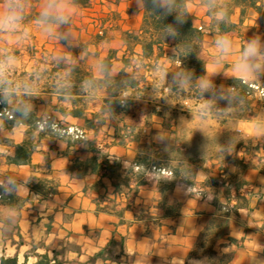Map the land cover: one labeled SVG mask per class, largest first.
Wrapping results in <instances>:
<instances>
[{"label": "crops", "instance_id": "1", "mask_svg": "<svg viewBox=\"0 0 264 264\" xmlns=\"http://www.w3.org/2000/svg\"><path fill=\"white\" fill-rule=\"evenodd\" d=\"M42 3L43 0H28L24 21V26L29 29L27 35L20 32L0 33V58L6 54L15 57L14 73L18 81L12 87L15 90L16 85H21L18 93L10 97L8 106L15 109L25 104L41 120L52 116L65 124L82 126V119L66 117L58 108H82L84 115L92 117L93 113L104 112L103 92L82 85L76 89L74 95L62 94V87L57 86V80L61 85H68L63 81L68 76V68L84 58L87 68L96 78H100L103 76L100 63L109 55L117 58L111 74L120 73L124 66L119 60L124 57L129 43L128 39L125 40V32H138L145 17L142 1L90 0L88 7L75 6L73 3L75 14L68 25L57 29L58 36H49L37 23L36 15L39 14ZM187 5L195 18L196 26L204 28L201 56L207 62V73L203 79L214 81L215 86L227 92L232 99L235 98L240 105L244 103L240 116L230 115L225 119L237 122L235 134L242 140L238 155L240 159L244 158L245 169L229 165L224 168V172L247 185L241 193L250 200L252 211L241 210V224L231 223L229 236L236 242L225 241L226 247L219 244L216 250L219 256L224 253L233 256L229 264H264V102L260 100L257 92H253L251 96L246 93L245 97L242 94V84L248 87L251 84L264 85V75H252L237 70L235 61L246 43L244 38L238 37L237 33L220 35L211 30L210 19L200 0H187ZM130 10H136L139 18L130 17L126 13ZM88 11L117 13L116 26L122 33L114 40L108 39L97 49L89 45V31L81 26L82 17ZM256 16L264 23L262 16ZM232 21L239 24V10L235 12ZM260 34L259 39L264 42V27ZM225 35L231 39L232 49L216 63L219 52L215 42ZM113 41L114 52L104 53L103 49H108ZM87 46L89 55L83 53ZM137 51L140 53V48ZM65 55L72 57L70 65L62 60L58 61V57ZM22 61L30 62L31 65L25 67L24 63L21 64ZM57 64H62L67 69L63 67L60 71H55ZM21 75L28 80L32 78V81L19 82ZM241 76L243 80L237 78ZM26 82L32 85L34 95L23 94L22 86ZM242 96L243 103L238 101ZM253 98L261 103L257 104ZM232 99L230 102L234 101ZM230 102L225 109L227 113H231L238 106ZM150 111L148 102H137L128 116L129 123L144 126L148 121L151 124L148 134H151L155 143L165 146L180 145L179 141H173L176 136L174 128L165 127V120L152 116ZM114 133L115 129L107 124L102 128L98 139L107 143L104 151L107 152L110 162H121L123 170H127L134 164L137 145L129 142L126 146H119L115 142ZM158 136L163 140H158ZM88 137L92 140L93 135L90 133ZM28 143L35 147L31 159L39 174L46 172L45 161L49 159L53 178L59 183L58 194L50 200H42L30 189V166L10 162L14 158L16 146ZM93 156L94 153L88 148H72L64 141L41 138L40 133L29 125L8 130L0 120V184L10 188L18 199H30L19 212H11L5 208L0 213L3 218L13 215L9 222L15 229L13 231L10 228L7 232L0 229V261L2 257L9 255L12 259H20L24 251L33 250L31 254H36L42 250V253H46L50 249V254L54 250L63 251L65 255L82 263L96 258L95 264H192L189 258L195 250L197 240L217 213V206L213 203L216 194L209 193L203 198L199 195L203 191L201 188L196 190L194 186L191 188L179 182L170 187L161 177L153 175L139 194L129 201L117 192V187L122 183L119 175L101 179L95 174L81 176L78 171H71L76 160L85 162ZM220 177L224 178L225 175ZM9 178L19 187L14 188ZM205 178L206 176L202 177L200 183ZM100 180L104 187L96 190L95 185ZM103 196L106 201L99 206L98 202ZM128 203H131V208L125 211V222L121 223L116 211L125 208ZM19 241H22V245H18ZM26 258L38 257H28L26 254Z\"/></svg>", "mask_w": 264, "mask_h": 264}, {"label": "trees", "instance_id": "2", "mask_svg": "<svg viewBox=\"0 0 264 264\" xmlns=\"http://www.w3.org/2000/svg\"><path fill=\"white\" fill-rule=\"evenodd\" d=\"M141 1L145 17L138 32H125V35L127 34L125 40L128 39L129 43L124 57L119 60L124 66L123 70L117 75L111 74L112 66L117 58L109 55L100 63V69L101 65L105 69L101 70L103 76L96 78L87 68L86 58H84L78 64L68 68V76L63 80L68 85L60 90L62 94L71 93L74 95L76 89L82 85H91L93 89L103 92L104 112L93 113L92 117L84 115L82 108H58V111L66 117L82 119L83 125L77 127L85 134L84 138L75 140L70 136L54 134L50 130L41 131L38 127L41 119L35 117L33 111H30L27 116H22L16 111V108H10L8 104L0 105V114L7 110L13 118L9 119L2 114L0 120L8 130L20 125H29L40 133L41 138L64 141L72 148L79 146L81 149L92 150L94 156L85 162L76 160L71 171H78L81 176L95 174L101 179L119 175L122 177V183L117 187V192L129 201H132L148 184L150 176L161 177L170 187L177 182L193 187L199 174H205L206 178L202 182L203 188L216 194L213 203L217 206V213L200 234L195 250L189 259L192 264H229L233 256L228 253L219 256L216 246L220 244L221 247H226L225 241L235 243L236 240L229 236L231 223L241 224V210L252 211L250 200L241 193L244 186L247 185L240 179L229 175L233 185L230 187L227 185L228 176L222 178V181L210 176L211 169L206 165L201 153L197 148L187 145L185 140L181 141L184 148L160 145L153 141L151 134H148L151 128L148 121L144 126L132 125L128 121V116L135 104L145 101L152 108L151 115L163 118L165 127H170V123H166L165 109L153 106L152 97L158 91L162 94L166 93L169 98L175 95L179 99H183L185 103L207 97L206 93L202 94L198 87L199 80L203 79L207 73V62L201 56L204 29L196 26L195 18L188 9L187 0H174L170 14H165L154 8L151 0ZM200 1L210 19V29L220 35L238 32L250 11L264 19V0ZM73 3L75 6L88 7L90 0H74ZM237 10L240 11L238 25L232 21ZM220 11L226 12V19L218 22L216 13ZM177 15L182 18L183 22L176 21ZM115 17L117 18V14L113 13L100 20L98 31L92 34V42L89 45L97 49L98 46L108 41L109 32L114 31V27L119 28L116 26ZM169 28L175 31V37L168 34ZM137 48H140V53ZM83 53L90 54L88 46L83 50ZM135 57H137L138 63L133 64ZM63 67L67 69L66 66L57 64L55 71H60ZM128 70L132 72H127ZM139 70H143L144 73ZM149 76H151L150 79ZM242 87L244 89L242 94L245 95L249 88L245 84H242ZM246 88L247 90H245ZM13 95L11 96L13 97ZM175 103H178V99L175 100ZM180 109L174 107L171 111L184 113V108ZM107 124L115 129L114 139L119 146H126L129 142L137 145L134 164L127 170H123L121 162L111 163L107 152L99 148L98 134ZM90 133L93 135L92 140L88 137ZM241 146L242 140L235 145L237 149ZM222 149L225 151L224 148ZM237 149L230 155L225 156L223 153L224 160H219L222 162L220 165V168L223 169L222 172L225 168L224 163L236 166L241 170L245 169L244 161L237 160ZM34 152L35 147L32 144L18 145L15 148L14 158L10 162L15 165L31 167L32 176L28 185L35 195L47 201L58 194L59 183L53 178L49 159L45 161L46 172L39 174L37 166L32 164L31 158ZM259 162L262 165V159ZM103 187L104 184L101 180L95 185L96 190H101ZM105 201L106 198L103 196L98 205L102 206ZM29 202V198L18 199L10 188H7V192L4 188H0V213L5 208L11 212H19ZM130 208L131 203H128L125 208L116 211L121 223L125 222V211ZM5 228L15 230L7 218L0 216V229L4 230ZM123 242L124 240H122ZM18 245H22V241H19ZM121 247L123 248L122 245ZM49 252L50 249H47L44 254L36 253L35 256L38 257L36 264H67L58 258L60 254L57 251H53L54 258H51ZM95 262L96 258H92L81 264H95ZM0 264L20 263L18 258L2 257Z\"/></svg>", "mask_w": 264, "mask_h": 264}, {"label": "rangeland", "instance_id": "3", "mask_svg": "<svg viewBox=\"0 0 264 264\" xmlns=\"http://www.w3.org/2000/svg\"><path fill=\"white\" fill-rule=\"evenodd\" d=\"M91 13L95 16L89 15ZM126 13L130 15V17H133L134 19L139 18V14L136 10H130L129 12H126ZM111 14H113V12L105 13L101 11L100 13H93V12L88 11V13L82 17L81 26H85V30L89 31L88 35L89 37H91V40H92V34H95L98 31V27L100 26L99 25L100 20L102 18H105L106 16H110ZM129 19L131 18H128V20ZM263 27H264V23H261V20L259 19V17H257L253 12L250 11L248 12L247 17L245 18L244 24L240 27V30L236 33L238 37H243L245 42H247L249 38L253 36L259 38L261 35L260 30ZM201 28L204 29L203 27ZM132 32H136V31L134 30ZM121 33L122 32L119 30V28L118 30L117 28H114V31L109 32L108 38L110 40H114V38L119 36ZM28 48L29 50H32L31 47H28ZM114 49H115V42L113 41V43H111L108 49H103V52L104 53L114 52ZM137 61L138 60L135 57L133 59V64L138 63ZM23 63L25 67H29L31 65L30 62L26 63V61H22L21 64ZM14 66L9 70V76H8V78L12 80L13 83L18 81L17 76L15 75L16 73H14L15 71ZM139 71L144 73L143 70H139ZM174 75H176V73H174ZM150 78L151 76H149V79ZM25 81L27 82L32 81V78L28 80L25 77L23 78V76L21 75V79L19 80V82H25ZM210 81L212 82L214 86L213 92L206 93L205 95L207 97H205L204 99L188 101L185 103L183 99L181 98L179 99L175 95H173L172 98H169L167 97L166 93L162 94V93H159L160 91H158L153 95L152 100H153V106L161 107L162 110L165 109L164 113L167 118V124L170 123V127L174 128L173 132L176 133V136L173 138V141L175 142L179 141L180 145L178 144L177 145L180 148H184V145L181 142L182 140H185L187 145L197 148L198 151L201 153L202 157L204 158L206 165L208 166V168L211 169L212 173H209V175L212 177L217 176L216 178H219L222 181L223 179L220 178L221 175H225L228 177L229 175L226 174V171L222 173L223 169L220 168V165L222 162L219 160L220 159L224 160L223 153H225V156L232 154L233 151L237 149L235 145L239 143L240 141V139L237 137V134H235V131L238 128L236 124L237 122H232L229 120L227 121L225 117H228L230 115L238 117L240 116L241 113H243L242 112L243 107H244L243 98L246 95L245 96L243 95L244 97L242 96V98H239L238 100V101H241V103H243L242 105H240V103L234 100L235 98L232 99L234 101L230 103L237 104L238 106H236L235 109L231 110V113H227L225 112V109H226V106L229 104V101L221 99L220 96L221 95L229 96V94L227 92L222 91L218 86H215L216 84L214 85L213 83L214 81L212 80ZM199 82H198V85H199ZM177 99H178V103H175V100ZM252 100L256 102L257 104L261 103L260 100H258L257 98H253ZM205 103H210L212 107H211V110L207 113V115L202 116L200 106ZM174 107H177L179 109L184 108V113H179V111L178 113H173L171 109H173ZM253 114H255V112ZM101 132L99 134H101ZM99 134H98V138H99ZM158 140H163V138H161V136L160 137L158 136ZM100 142L101 143H99V148L104 150L106 148L105 144L107 143H105L104 141H100ZM222 148H224L225 151H223ZM236 154H237L238 161H244V158L240 159L241 157L238 155V149H237ZM229 165L230 164L228 163H224L225 168H228ZM204 176L206 175L199 174L198 179L194 185L196 190H198L199 188L203 190L199 192V195L201 194L203 198H204V195H208L209 193L215 194L213 191H210L208 189L206 190L203 188V184L202 182L200 183L199 180H201V178ZM231 182L232 181H230V177H229L227 179V183H231ZM206 192L208 193L206 194ZM9 230H10L9 228H5L3 231L7 232ZM31 251L33 250L23 252L24 255L20 257V259L18 258L20 264H36L35 262L38 261V258L37 259L36 258H26V254H28V257L35 256V254H31ZM42 252H44V250H42L41 253L40 252L39 253L44 254ZM57 252L60 254L58 258L60 260L65 261L67 264H81L82 263L78 261V259L76 258L70 257L69 255H65L63 251H57ZM9 256L6 258H10ZM50 256L51 258H54L55 254L52 252Z\"/></svg>", "mask_w": 264, "mask_h": 264}, {"label": "clouds", "instance_id": "4", "mask_svg": "<svg viewBox=\"0 0 264 264\" xmlns=\"http://www.w3.org/2000/svg\"><path fill=\"white\" fill-rule=\"evenodd\" d=\"M151 2L153 7L157 10L165 14H170L174 0H151ZM27 6L28 0H0V33L20 32L22 35H27L29 29L24 26ZM74 14L73 0H43L42 8L37 17V23L49 36H58L57 29L64 25H68ZM175 19L178 23L183 22L179 15H177ZM216 19L218 22L225 20L226 12H217ZM168 34L173 37L176 35L175 31L171 28H169ZM215 43L219 52L215 62L219 63L224 56L230 53L232 41L225 35L219 37ZM57 59L58 61L62 60L68 65L72 62V57L70 55L58 57ZM14 64L15 57L11 54L3 55L2 58H0V88L3 89L0 91V105L9 104L11 102V95L18 93L21 87V85H16V89L14 90L12 87L13 81L8 78L9 70ZM235 67L243 73L264 75V42L255 36L249 38L235 61ZM101 70H105L103 65H101ZM237 78L243 80V76ZM57 86L66 87L67 85H61L58 81ZM22 87L25 96H32L35 94L32 85L29 83H24ZM198 87L203 94L212 93L214 86L209 79H201ZM87 90L88 88L86 87L85 91ZM220 98L229 102L232 99L230 95H221ZM200 107L201 115L205 116L211 110L212 105L210 103H205ZM16 111L22 116H27L30 112V108L22 104L16 108ZM9 181L14 188L19 187L11 178H9ZM0 188H4L7 192V187L4 184H0ZM7 219L11 221L13 215L10 214Z\"/></svg>", "mask_w": 264, "mask_h": 264}, {"label": "built area", "instance_id": "5", "mask_svg": "<svg viewBox=\"0 0 264 264\" xmlns=\"http://www.w3.org/2000/svg\"><path fill=\"white\" fill-rule=\"evenodd\" d=\"M248 95H253V92H257L259 94L260 100L264 101V85L251 84L249 85ZM4 114L5 117L12 119L13 116L7 110H4L0 117ZM38 127L41 131L50 130L54 134H59L60 136H70L75 140L81 139L85 137V134L75 125H67L59 120H56L52 116H48L42 119L38 123ZM230 187H233L231 183H228Z\"/></svg>", "mask_w": 264, "mask_h": 264}]
</instances>
